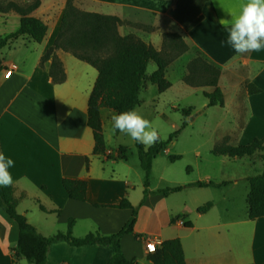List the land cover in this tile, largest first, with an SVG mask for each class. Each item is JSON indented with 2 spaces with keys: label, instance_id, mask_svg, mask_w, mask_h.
Here are the masks:
<instances>
[{
  "label": "crops",
  "instance_id": "1",
  "mask_svg": "<svg viewBox=\"0 0 264 264\" xmlns=\"http://www.w3.org/2000/svg\"><path fill=\"white\" fill-rule=\"evenodd\" d=\"M75 1L86 11L117 15L125 21L151 26L152 31L146 32L123 24L119 32L135 34L157 49L162 47L164 33L182 34L192 49L197 48L221 68L219 85L225 97L223 108L229 105L223 79H237L232 111L235 124L227 129L221 141L228 138L229 143L238 145L264 137V49L236 53L227 43L229 28L219 23L226 19L231 26V14L238 16L247 0H208L203 6V19L190 30L170 14L177 0ZM66 3L67 0H40V6L32 13L48 25L44 40L36 42L39 45L36 56L7 60L0 57V152L15 161L10 171L17 209L40 232L49 236L65 231L69 219L73 218L76 236L96 230L110 235L118 232L132 215L131 208L115 205L125 197L134 206L138 205L144 180L139 184L130 179L133 166L127 155L126 158L118 156L122 145L111 148L105 140V154L93 153L95 139L88 124V102L98 77L97 69L60 49L57 55L63 63L66 80L54 83L40 64L59 33ZM161 21L169 23L171 29H163ZM155 33L157 37L153 38ZM22 40L17 43L26 46L32 39ZM192 49L179 59L184 58L188 63L194 57ZM9 69L12 72L6 76ZM248 83L260 91L250 94L246 89ZM114 115L113 109H101L103 127L106 121L114 124ZM260 154L220 160L219 177L207 175V179L198 180L228 181L227 185L188 186L169 195H149L139 208L134 232L121 239L123 254L135 258L139 264H153L147 258L146 240L154 238L159 245L164 240L179 238L185 264H264V216L249 219L247 201L249 177L261 173L264 167ZM87 158L90 159L88 169ZM64 178L87 180L85 201L69 197L62 183ZM191 183L194 182L178 185ZM241 184L244 193L238 207L235 190ZM209 188L220 191V197L197 199L201 189ZM149 189L160 188L152 186L150 181ZM208 201L213 203L212 207L206 213H199L198 207ZM18 237V224L0 207V264H27L26 259L14 255ZM112 253L113 249L107 245L75 246L58 241L49 247L46 264H109Z\"/></svg>",
  "mask_w": 264,
  "mask_h": 264
},
{
  "label": "trees",
  "instance_id": "2",
  "mask_svg": "<svg viewBox=\"0 0 264 264\" xmlns=\"http://www.w3.org/2000/svg\"><path fill=\"white\" fill-rule=\"evenodd\" d=\"M208 0H177V5L171 10V16L179 21L186 30H190L203 19V6ZM40 6V0H33L26 4L15 1L0 2V13L15 12L20 16L18 28L9 34L0 37V50L13 39L22 36L30 37L33 41L41 43L48 30L47 23L32 13ZM129 24L134 27L152 31V27L140 23L122 20L117 15L86 11L76 5L75 0H67L59 33L53 45L41 58V66L47 69L54 83H62L66 80V72L62 61L57 55L58 50L71 53L76 58L94 66L98 71V77L91 91L88 102V124L93 130L95 139L94 154H105L106 143L103 135L101 109L107 107L115 110L116 115L133 109L141 103V93L146 82L157 86L160 92H164L172 86L167 78L169 65L192 48L186 42L184 36L178 32H166L163 34L161 49H157L152 43H148L135 34L122 35L119 26ZM230 26H228L229 28ZM194 50V57L186 65V73L183 82L191 87L212 88L204 90L207 98V106L225 105L224 92L219 85L222 70L211 62L200 50ZM150 62H155L157 67L148 74ZM250 94L260 91L252 83L246 84ZM185 117L192 115L194 107L183 108ZM187 125L185 120L181 128L172 132L167 139H160L147 149L143 144L135 141L138 157L144 171L143 196L138 205L134 206L128 198H124L116 207L131 208L132 215L123 227L116 233L104 235L99 230L91 231L84 236H76L73 232L74 219L68 221L65 231H58L46 236L37 227L31 224L27 216L17 209L18 199L14 194V187H0V207L15 220L19 227V237L14 255L17 258L26 259L27 264H46L49 247L58 241H67L75 246L99 244L107 245L113 249L109 258V264H139L135 258H127L121 248V239L134 232L139 208L151 194L162 193L169 195L181 191L188 186L196 187H221L228 181H196L187 185L167 186L151 191L149 189L153 162L156 157L165 150ZM117 132L119 130L115 129ZM119 157L126 158L127 147L122 145L118 149ZM211 152L215 156H227L241 158L261 153L264 164V137H255L247 144L233 145L225 138L217 143ZM174 162L181 155L169 156ZM90 159H86V167L89 168ZM250 191L248 194V217L254 220L264 216V167L261 173L250 176ZM63 186L69 197L74 200L85 201L87 198L86 179L64 178ZM213 203L208 201L198 207L199 213H206ZM42 210H45L41 206ZM188 225V223H186ZM147 258L153 264H185L182 244L179 238H171L162 241L153 252H148Z\"/></svg>",
  "mask_w": 264,
  "mask_h": 264
},
{
  "label": "rangeland",
  "instance_id": "3",
  "mask_svg": "<svg viewBox=\"0 0 264 264\" xmlns=\"http://www.w3.org/2000/svg\"><path fill=\"white\" fill-rule=\"evenodd\" d=\"M9 1L26 4L33 0H0L4 4ZM19 19V15L13 11L9 14L0 13V37L15 31L19 25ZM162 23L161 21L163 29H171L169 23ZM156 37L155 33L153 38ZM22 39H25V42L30 41V37L26 36L13 39L0 50V57L7 60L21 59L26 55L36 56L39 45L31 40L26 46H21L17 42ZM192 53H195L194 50ZM186 65L187 62L184 58H178L169 65L166 76L172 86L164 92H160L156 85L147 81L141 93L143 102L136 108L145 118L153 122L162 139H167L172 132L181 128L185 120L187 121V125L153 162L151 184L158 188L182 184L185 181L205 180L207 175L219 177V166L222 164L219 163L220 160H238L227 156H215L211 152V149L220 143L221 137L228 131L227 129L235 124L232 111L236 98V77L223 79L228 107L223 108L218 105L208 107V100L203 94L204 88L191 87L183 82L182 77L186 73ZM156 67L155 62H150L148 74H151ZM188 107H194V111L191 116L185 117L181 110ZM103 135L109 147L116 148L120 145L127 147L128 161L133 166L130 179L140 184L144 180V171L140 165L135 141L125 133H118L114 124L109 121H106L105 127H103ZM173 154L181 155V158L172 162L169 156ZM201 190V196H198L197 199L201 198L206 201L211 197H220V191L217 189ZM137 192V190L134 191L132 195L135 196ZM235 193L238 195L236 203L238 207H241L239 199L244 193L243 184L235 190ZM204 203L202 202V204ZM192 215L195 216L196 213L192 212Z\"/></svg>",
  "mask_w": 264,
  "mask_h": 264
},
{
  "label": "clouds",
  "instance_id": "4",
  "mask_svg": "<svg viewBox=\"0 0 264 264\" xmlns=\"http://www.w3.org/2000/svg\"><path fill=\"white\" fill-rule=\"evenodd\" d=\"M231 16L227 43L235 52L244 54L264 49V0H247L242 5L239 15ZM219 23L223 27H228L226 19H221ZM112 120L115 129L143 144L146 149L160 139L159 131L153 122L135 108L114 115ZM14 166L15 161L0 152V187L12 185L13 176L10 169Z\"/></svg>",
  "mask_w": 264,
  "mask_h": 264
},
{
  "label": "built area",
  "instance_id": "5",
  "mask_svg": "<svg viewBox=\"0 0 264 264\" xmlns=\"http://www.w3.org/2000/svg\"><path fill=\"white\" fill-rule=\"evenodd\" d=\"M11 72H12V69H9V70L6 71L5 75L9 76L11 74ZM157 246H158L157 242H156V240L154 238H150V239L146 240V248H147L148 252L155 251Z\"/></svg>",
  "mask_w": 264,
  "mask_h": 264
}]
</instances>
